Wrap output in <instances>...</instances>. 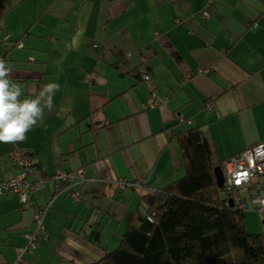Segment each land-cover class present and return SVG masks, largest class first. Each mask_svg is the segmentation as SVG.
Masks as SVG:
<instances>
[{
  "label": "crops",
  "instance_id": "obj_1",
  "mask_svg": "<svg viewBox=\"0 0 264 264\" xmlns=\"http://www.w3.org/2000/svg\"><path fill=\"white\" fill-rule=\"evenodd\" d=\"M1 56L25 96L50 82L59 91L24 141L0 143V178L15 174L7 155L17 146L45 182L25 207L0 198V264L15 261L45 207L44 233L21 264L97 260L106 248L86 234L91 211H109L93 195L117 197L112 214L138 225L146 190L186 175L182 130H199L222 162L264 142V0H0ZM151 90L166 103L144 110ZM58 170L83 180L55 194Z\"/></svg>",
  "mask_w": 264,
  "mask_h": 264
},
{
  "label": "trees",
  "instance_id": "obj_2",
  "mask_svg": "<svg viewBox=\"0 0 264 264\" xmlns=\"http://www.w3.org/2000/svg\"><path fill=\"white\" fill-rule=\"evenodd\" d=\"M176 141L186 175L160 190L147 189L139 224L126 229L113 251L99 248L90 264H264V233H248L245 213L230 208L231 195L217 187L213 172L223 162L206 138L199 130H182ZM149 218L151 230L144 233L139 226ZM90 243L98 248L96 239Z\"/></svg>",
  "mask_w": 264,
  "mask_h": 264
},
{
  "label": "built area",
  "instance_id": "obj_3",
  "mask_svg": "<svg viewBox=\"0 0 264 264\" xmlns=\"http://www.w3.org/2000/svg\"><path fill=\"white\" fill-rule=\"evenodd\" d=\"M157 36V35H156ZM16 48H22L17 44ZM142 82L149 84V77L142 76ZM165 99L159 97L155 91H149L144 110L161 108L165 105ZM213 102H208L203 112H211ZM15 174L7 178H0V198L12 194L21 207H25L32 200L34 195L43 189L45 182L40 178L37 168L34 165L30 152L21 150L15 146L7 155ZM222 174L224 178L223 188L231 195L233 205L238 211L256 212L260 218L264 217V142L250 148L240 155L228 158L223 162ZM75 178L83 180L82 172L68 174L58 170L51 182L54 184L55 194L64 192V186H68ZM119 189L124 190L130 185L124 181H117ZM75 203L78 196H72ZM49 207L39 210L34 217V226L31 232L24 235L26 245L16 255L12 264H21L27 255L32 254L38 241L44 233V218ZM151 222V219L149 218Z\"/></svg>",
  "mask_w": 264,
  "mask_h": 264
},
{
  "label": "clouds",
  "instance_id": "obj_4",
  "mask_svg": "<svg viewBox=\"0 0 264 264\" xmlns=\"http://www.w3.org/2000/svg\"><path fill=\"white\" fill-rule=\"evenodd\" d=\"M13 75L14 66L0 57V143L5 144L24 141L27 133L43 122L45 109L52 110L53 96L59 91V85L50 82L25 96Z\"/></svg>",
  "mask_w": 264,
  "mask_h": 264
},
{
  "label": "rangeland",
  "instance_id": "obj_5",
  "mask_svg": "<svg viewBox=\"0 0 264 264\" xmlns=\"http://www.w3.org/2000/svg\"><path fill=\"white\" fill-rule=\"evenodd\" d=\"M34 4L35 2L31 1L28 3V6L32 7ZM10 17L13 18L12 21H16L15 19L18 17V12L16 13V11H13ZM120 193H125L123 201L125 207H128L129 209L127 212L134 211L136 209V204L129 203L127 198V195H130L131 191L126 190L125 192ZM93 197H96L97 199L94 200L98 203H102V207H106L109 212L107 214H101L99 218L100 214H97L96 210L93 209V211H91V222L93 223L97 221V224L95 228L87 229L86 234L88 236L92 235V239H96L99 246L106 248L108 251H113L118 247L121 237L128 228V225H130L131 219L122 218L119 220L112 214L116 209V205L119 203L117 197H105L98 194H94ZM77 225L78 221H76V228H78ZM244 226L245 229L247 228L246 231L250 234L264 233V218H260L256 212L247 211L245 212Z\"/></svg>",
  "mask_w": 264,
  "mask_h": 264
},
{
  "label": "water",
  "instance_id": "obj_6",
  "mask_svg": "<svg viewBox=\"0 0 264 264\" xmlns=\"http://www.w3.org/2000/svg\"><path fill=\"white\" fill-rule=\"evenodd\" d=\"M213 175H214L217 187L222 189L224 186V178H223L222 170L220 168H215ZM229 204H230V208L234 207L232 201H230ZM151 225H152L151 222L147 219L141 223L139 228L142 232L149 233L151 230Z\"/></svg>",
  "mask_w": 264,
  "mask_h": 264
}]
</instances>
